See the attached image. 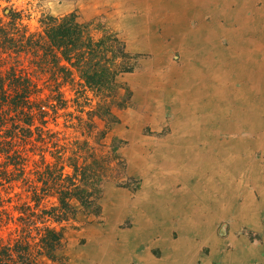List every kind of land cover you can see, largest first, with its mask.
<instances>
[{
  "label": "rangeland",
  "instance_id": "374dc122",
  "mask_svg": "<svg viewBox=\"0 0 264 264\" xmlns=\"http://www.w3.org/2000/svg\"><path fill=\"white\" fill-rule=\"evenodd\" d=\"M10 6L22 13L23 23L30 30L38 28L46 16L73 14L80 23H90L95 40L110 37V41H117L116 63L122 62L127 69L116 77L109 92L107 113L99 109V99L86 90L79 99L84 111L80 115L73 102L76 90L65 88L70 100L66 111L80 115L87 124L86 114L95 113L90 132L87 128L83 132L65 129L63 118L50 128L95 148L101 144L102 155L110 156L112 162L95 206L58 227L63 229L65 242L62 259L52 262L42 258L40 264H93L89 263L90 255L100 261L104 233L114 241L113 252L119 257L130 255L127 245L132 243L134 254L149 249L154 262L162 256L170 258L174 241H179L189 226L180 227L178 213L157 221L148 216L146 220L144 213L154 217L158 210H143L142 205L148 201L149 192L156 197L163 185L157 178L165 171L162 161L173 162L175 155L188 153L183 141L176 146L177 139L210 141L206 154H252L264 177V155L261 150L253 151L254 140H262L264 148V69L257 86H244L238 71L235 74L231 70L235 63H245L242 53L239 55L240 43L231 44L238 31L245 37L244 28L252 25L257 35L264 37V0H0V14ZM231 46L233 60L227 55L223 59L222 52ZM259 47L264 53V41ZM120 49L124 57H119ZM217 88L225 90V100L220 98L224 100L221 106L210 107V102H218L214 97ZM242 105L248 112L244 121ZM250 122H258L260 129L243 124ZM240 139L246 140L245 146L235 141ZM189 151L203 154L194 147ZM181 187V183L172 184V190ZM244 187L253 189L247 184ZM151 221L154 225L148 226ZM135 227L139 229L136 235L131 232ZM213 229L218 239L227 233L226 224ZM160 243H165L164 249ZM129 264L137 262L133 259Z\"/></svg>",
  "mask_w": 264,
  "mask_h": 264
},
{
  "label": "trees",
  "instance_id": "16d2710c",
  "mask_svg": "<svg viewBox=\"0 0 264 264\" xmlns=\"http://www.w3.org/2000/svg\"><path fill=\"white\" fill-rule=\"evenodd\" d=\"M90 26L70 14L46 16L30 30L17 8L1 10L0 264L60 261L65 242L58 227L91 210L106 181L112 158L101 144L50 128L63 118L65 129L89 133L95 113L85 123L79 99L91 91L109 112V92L127 71L116 63L117 41L95 40ZM68 87L76 90L79 116L66 111Z\"/></svg>",
  "mask_w": 264,
  "mask_h": 264
},
{
  "label": "crops",
  "instance_id": "0c3cea01",
  "mask_svg": "<svg viewBox=\"0 0 264 264\" xmlns=\"http://www.w3.org/2000/svg\"><path fill=\"white\" fill-rule=\"evenodd\" d=\"M255 30V26L247 25L243 30L247 35L243 37L238 31L236 40L231 43L233 47L236 43H240L239 55L242 53L245 63L237 66L234 61L235 65L231 70L235 74L238 71L239 76L237 77L241 78L244 86L247 84L257 86L260 75L264 71H261L264 69V53L259 47L263 43L264 37H259ZM261 39L263 41H260ZM231 49L232 46L227 52H222L223 59L227 56L229 59L233 58ZM222 53H219L218 57ZM234 54L236 51L233 48V56ZM208 71L211 72V69L207 68ZM216 90L214 97L218 102L217 104L210 102V107L212 105L218 107L225 100V90L223 89V92L218 88ZM220 98L224 100L221 101ZM241 98H245V93L241 92ZM195 99L199 98L195 97ZM244 107V105L241 107L242 121L247 119L248 115H244L245 112L248 113L247 110L244 111ZM251 112L255 114L253 111ZM248 117L250 118V116ZM243 124L249 129L259 128L258 122ZM222 134L224 133H220V135ZM182 141L184 150L188 153L175 155L173 162L167 159L162 161V169L165 171H160L157 178L160 185H163L156 197H153L149 192L148 201L142 205L143 210H158V215L154 217L144 213L146 220L148 216L157 221L162 220L166 215L178 213L181 217L180 227L189 226L184 230V236L179 241H174L172 256L170 258L162 256L161 259L154 262L149 249L134 254L136 247L130 243L127 245L128 248H131L130 255L119 257L116 252H113L114 241L109 240L107 236L109 234L105 235L104 233L100 241L104 242L99 255L101 260L90 255L89 263L129 264L135 259L137 264H264V177L261 175L260 163L252 159V154L243 153V150H241L243 154H206L210 141L201 143L177 139L176 146ZM235 141H238V145L245 146L246 140ZM254 142L253 151L261 150L264 155L263 141L254 140ZM200 145L202 148L199 147ZM192 147L200 150L203 154H194L189 151ZM173 183H181L184 187L172 190ZM244 184L253 187V189H246ZM239 198L240 200H238ZM158 222L160 223V221ZM218 224L227 225V233L221 239H218V236L214 234L213 227ZM134 225L136 227L139 225L137 218ZM153 225V221L148 224V226ZM136 227L131 231L135 235L139 232ZM134 241H140V239ZM125 243L127 242L125 241ZM159 246L164 249L165 243H160ZM164 253L167 254L165 251Z\"/></svg>",
  "mask_w": 264,
  "mask_h": 264
},
{
  "label": "bare ground",
  "instance_id": "6f19581e",
  "mask_svg": "<svg viewBox=\"0 0 264 264\" xmlns=\"http://www.w3.org/2000/svg\"><path fill=\"white\" fill-rule=\"evenodd\" d=\"M232 42H233V41H232ZM256 43H257V42H256ZM234 44H235V43H234ZM209 69H210V68H209ZM180 74H181V73H180ZM181 75H182V74H181ZM185 80H186V79H185ZM224 80H225V79H224ZM218 89H221V88H218ZM221 100H222V99H221ZM221 105H222V103H221ZM221 105H220V106H221Z\"/></svg>",
  "mask_w": 264,
  "mask_h": 264
}]
</instances>
